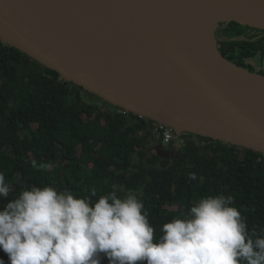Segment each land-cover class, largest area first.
Returning a JSON list of instances; mask_svg holds the SVG:
<instances>
[{
	"label": "trees",
	"instance_id": "16d2710c",
	"mask_svg": "<svg viewBox=\"0 0 264 264\" xmlns=\"http://www.w3.org/2000/svg\"><path fill=\"white\" fill-rule=\"evenodd\" d=\"M221 26L264 74V30ZM84 90L0 40V264H264L263 153L199 136L161 157L146 118Z\"/></svg>",
	"mask_w": 264,
	"mask_h": 264
},
{
	"label": "water",
	"instance_id": "95a60500",
	"mask_svg": "<svg viewBox=\"0 0 264 264\" xmlns=\"http://www.w3.org/2000/svg\"><path fill=\"white\" fill-rule=\"evenodd\" d=\"M209 14L264 30V0H0V40L129 113L264 154V74L221 52Z\"/></svg>",
	"mask_w": 264,
	"mask_h": 264
},
{
	"label": "rangeland",
	"instance_id": "374dc122",
	"mask_svg": "<svg viewBox=\"0 0 264 264\" xmlns=\"http://www.w3.org/2000/svg\"><path fill=\"white\" fill-rule=\"evenodd\" d=\"M221 23L222 22H219V24L218 25H216V27H215V35H216V38H217V40L219 41L220 40V38H222V37H220L221 35H223L224 36V34L223 33H221L222 32V30H223V27L221 26ZM221 26V27H220ZM217 31V32H216ZM220 37V38H219ZM217 41V43H218V47H220V43ZM84 97L87 99H91V100H95L96 101V103H98L99 105H101V106H103V105H105L103 102H102V100L101 99H99V98H97L94 94H92V93H90V92H87L86 90H84ZM105 106H107V105H105ZM148 134H149V138H150V142H149V145H150V152H155L154 151V145H156L157 143H156V138H157V135L149 128L148 129ZM179 134L180 133H177V135H178V137L174 140V142H173V148L172 149H174V150H181L182 149V147L184 146V143L186 142V140L188 139L187 137H179ZM192 139L194 138H197L196 136H192L191 137ZM201 141H202V139H201ZM204 141V140H203ZM169 147V146H168ZM51 157H52V159H53V161H55V163H58L59 162V158L57 157V156H53V154H51ZM170 157H172V156H170ZM11 190H12V186H6V188H5V195H9L10 194V192H11ZM165 205L167 206V207H175V206H169V204H167V203H165ZM21 226H23V223L22 222H16V223H14L13 224V228L14 229H17V228H19V227H21Z\"/></svg>",
	"mask_w": 264,
	"mask_h": 264
},
{
	"label": "built area",
	"instance_id": "2783aa9c",
	"mask_svg": "<svg viewBox=\"0 0 264 264\" xmlns=\"http://www.w3.org/2000/svg\"><path fill=\"white\" fill-rule=\"evenodd\" d=\"M125 112L128 113L126 110H125ZM147 121H148V124L151 126V130L157 136L161 137V140H162V143L164 146H168V145L172 144L174 142V140L178 137L177 133H180L179 137H181V136L187 137L188 139L194 141L195 143L201 142V138L198 135H194V134H190V133H186V132H179V131H176L175 129H173L172 127H170L166 124L151 121L149 119H147ZM192 136H196L197 138L192 139L191 138Z\"/></svg>",
	"mask_w": 264,
	"mask_h": 264
},
{
	"label": "bare ground",
	"instance_id": "6f19581e",
	"mask_svg": "<svg viewBox=\"0 0 264 264\" xmlns=\"http://www.w3.org/2000/svg\"><path fill=\"white\" fill-rule=\"evenodd\" d=\"M202 17H203V21L201 20V22L203 24V27L208 31L212 39L213 38L212 32H213L214 27H216L218 16L216 14H209L207 16H202Z\"/></svg>",
	"mask_w": 264,
	"mask_h": 264
},
{
	"label": "flooded vegetation",
	"instance_id": "af4514ba",
	"mask_svg": "<svg viewBox=\"0 0 264 264\" xmlns=\"http://www.w3.org/2000/svg\"><path fill=\"white\" fill-rule=\"evenodd\" d=\"M158 143H162L160 141H158ZM169 146V145H168ZM168 146H165L167 149H170L171 150V156L174 157V158H178L180 155H181V151L180 150H174V149H171L170 147Z\"/></svg>",
	"mask_w": 264,
	"mask_h": 264
}]
</instances>
